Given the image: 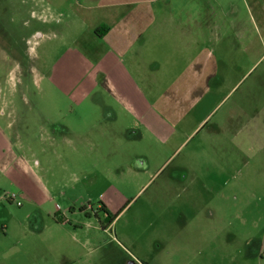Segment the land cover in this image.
<instances>
[{
    "label": "rangeland",
    "instance_id": "rangeland-1",
    "mask_svg": "<svg viewBox=\"0 0 264 264\" xmlns=\"http://www.w3.org/2000/svg\"><path fill=\"white\" fill-rule=\"evenodd\" d=\"M242 1L248 53L216 56L212 71L165 66L146 88L155 107L173 99L160 119L124 117L113 88L99 86L96 45L83 39L67 53L72 32L46 3L0 0V114L16 118V143L34 147L12 154L15 168L0 178V264H61L27 250L31 212L43 208L59 221L67 212L94 242L72 264H264V0ZM74 54L91 63L88 81L63 92L50 66ZM193 74L194 87L178 83ZM20 184L41 197L18 207L6 195Z\"/></svg>",
    "mask_w": 264,
    "mask_h": 264
},
{
    "label": "crops",
    "instance_id": "crops-1",
    "mask_svg": "<svg viewBox=\"0 0 264 264\" xmlns=\"http://www.w3.org/2000/svg\"><path fill=\"white\" fill-rule=\"evenodd\" d=\"M37 1L54 9V17L69 25L67 31L72 34H67L69 38H62L72 40L67 53L78 52L76 49L81 48L83 39H90L96 45L97 80H102L99 86L113 88L112 101L120 105L124 117L137 114L144 117L148 112L154 115L158 111L160 119L168 116L165 104L168 106L173 100H169V93L158 98L159 101L156 99L155 107L147 101V96L152 97V91L146 90L151 81L161 80L157 73L165 66L175 67L181 61L188 67L187 71H212L216 56L231 55L236 49L247 54L251 46L248 42L249 7L242 0ZM90 64L87 60L86 64L77 63L75 54L60 59L50 66L49 82L63 92H70L72 85H86L88 80L83 77ZM194 79L195 74L177 82L190 89L199 81ZM187 95L185 93L182 97L186 99ZM76 96L72 95L73 98ZM80 97V103H87L90 99L88 95ZM97 103L104 105L107 102L100 99ZM107 110L114 114L113 107L108 106ZM15 119L12 115L0 114V178L14 170L16 158L7 160L12 154L26 152V148L34 151V147L12 139L11 132L16 130ZM20 119L30 127L27 117ZM33 119H39V116ZM43 131L48 137L56 134L55 126ZM11 186L23 197L34 195L35 200L42 195V191L35 189L34 192L25 184ZM31 218L33 226L29 230L31 238L27 250L34 258L45 254L61 259V264H72L84 259L86 244H94L92 240L82 241L81 228L68 225L67 212H63L59 221L53 217L52 210L43 208L41 212L32 211ZM93 229L99 231L96 226ZM182 248L177 246L176 249Z\"/></svg>",
    "mask_w": 264,
    "mask_h": 264
},
{
    "label": "built area",
    "instance_id": "built-area-1",
    "mask_svg": "<svg viewBox=\"0 0 264 264\" xmlns=\"http://www.w3.org/2000/svg\"><path fill=\"white\" fill-rule=\"evenodd\" d=\"M7 199H9L10 201H12L13 203H15L18 207L22 206V202H21V196L17 195L15 193H8L6 195Z\"/></svg>",
    "mask_w": 264,
    "mask_h": 264
},
{
    "label": "flooded vegetation",
    "instance_id": "flooded-vegetation-1",
    "mask_svg": "<svg viewBox=\"0 0 264 264\" xmlns=\"http://www.w3.org/2000/svg\"><path fill=\"white\" fill-rule=\"evenodd\" d=\"M102 209H103L104 211H106V208H105L104 206L102 207Z\"/></svg>",
    "mask_w": 264,
    "mask_h": 264
},
{
    "label": "trees",
    "instance_id": "trees-1",
    "mask_svg": "<svg viewBox=\"0 0 264 264\" xmlns=\"http://www.w3.org/2000/svg\"><path fill=\"white\" fill-rule=\"evenodd\" d=\"M113 221V220H112Z\"/></svg>",
    "mask_w": 264,
    "mask_h": 264
}]
</instances>
